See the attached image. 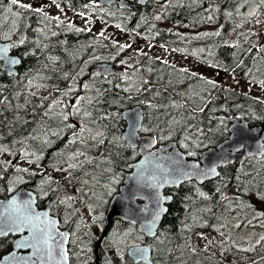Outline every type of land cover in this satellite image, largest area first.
I'll return each mask as SVG.
<instances>
[{
    "label": "trees",
    "instance_id": "16d2710c",
    "mask_svg": "<svg viewBox=\"0 0 264 264\" xmlns=\"http://www.w3.org/2000/svg\"><path fill=\"white\" fill-rule=\"evenodd\" d=\"M55 2L64 9L83 13L102 26L119 25L126 31L132 28L152 45L180 49L218 71L229 72L264 88L259 83L264 80V45L253 43L255 32L249 29L238 35L236 42H228L233 29L249 23L254 17L249 15L251 9L256 14L264 10L260 0H169L160 13L164 22L192 29L217 26L219 35L201 37L161 28L153 18L156 3L152 0L146 4L134 3L131 8L100 5L97 0ZM17 12L20 13L18 17L13 15ZM44 13L52 19H43L40 13L11 5L10 0H0V38L15 42L18 46L13 52L22 57L18 75L13 76L3 71L0 61V146L9 149L0 152V162H11L7 167L0 163V176L4 177L0 179V199L9 198L26 185L39 194L38 206H44L50 192L46 196L42 190L46 176L37 170L42 167L48 171L58 170L65 165L63 162H73L82 156H74L77 151L92 156L103 153L104 158L109 157L118 168H128V164L139 157V150L129 147L122 139L125 129L122 111L143 102H146L144 127L150 129L143 133L154 135L157 144L177 141L188 157L194 159L198 158L194 148L215 146L227 137L221 113L226 114V120L245 118L250 125L264 122V99L230 86L221 87L212 77L182 68L151 52L140 56L130 73L136 81L134 88L125 85L129 76L106 77L99 71H91L98 62L121 65L118 58L129 54L130 50L127 47L120 49L123 44L110 33L90 28L70 29L62 16L51 11ZM55 17H59V21ZM13 21L16 22L15 29ZM5 33L11 40L2 38ZM22 37L25 43L20 45ZM185 38L190 41L186 42ZM207 80L214 81L217 86L206 83ZM33 88L52 91L56 101L49 102L33 93ZM79 97L85 99H78L76 105ZM73 105L79 108L76 114L72 113ZM86 112L90 115L85 116ZM62 113L68 115L67 120H63ZM77 126L80 129L94 127L103 136L97 140L89 139L86 130L83 137L77 135L73 143V135L67 137L66 133ZM195 128L200 135L195 136ZM99 139L103 143H99ZM201 139L206 143L203 144ZM195 140L199 147L189 145ZM184 143L188 144L187 149L183 147ZM24 151L35 155L24 158ZM189 152L196 155L191 156ZM36 156L40 157L38 162ZM29 160L34 162L29 163ZM33 165L37 169L33 170ZM16 167L29 171L17 172ZM17 176L22 179L11 183ZM228 186L238 188L239 193L242 187L244 197L227 201ZM10 187L14 190L10 191ZM50 189L59 191L56 183L50 184ZM171 192L173 202L157 235L164 241L161 250L155 251L153 264H171L179 257L189 259L191 240L188 234L196 224L211 231H222L228 217L232 216L246 223L251 221L249 224L264 223V218L258 216L264 212V201L256 196L257 192H264V158L227 165L220 168V175L213 180L204 184L187 181ZM223 209L225 212L219 215ZM14 240L12 235L0 238V259L13 249ZM150 243L153 245L152 240ZM225 252L230 253L229 250ZM189 263L225 264V261L211 254ZM244 264H264V256Z\"/></svg>",
    "mask_w": 264,
    "mask_h": 264
},
{
    "label": "water",
    "instance_id": "95a60500",
    "mask_svg": "<svg viewBox=\"0 0 264 264\" xmlns=\"http://www.w3.org/2000/svg\"><path fill=\"white\" fill-rule=\"evenodd\" d=\"M100 5H113L119 3L123 7H131L132 2L135 0H98ZM142 4H146L148 0H137ZM155 2H163L164 0H154ZM132 32L130 28L129 33ZM134 41V38H133ZM11 41H2L0 38V48L11 44ZM9 56L12 58H18L21 62L18 65H8L3 58H0L2 63V69L9 76L18 75V68L22 64V57L13 52V48L9 50ZM93 69L100 70V72L106 76H124L125 70L114 66L108 62L97 63ZM11 73V74H10ZM142 105L126 108L122 111V116L125 120V129L122 133V139L129 143L127 135L129 132V126L136 122L144 124V109ZM138 117L142 119L138 120ZM242 127L244 134L242 136H235V129ZM141 131L137 132L132 138V143L136 148H139L141 156L139 159L134 161L131 171H120L119 176L124 179V184L121 186L120 191L114 195L109 205V221L111 223L113 218H120L122 220L134 223L138 226L139 231L153 236L148 233L144 227L149 224L153 218L154 212L157 211V197L161 198V202L166 212H161L160 218L156 221L155 233L161 226L165 215L169 211V205L173 201V195L171 193L165 194V190H172L180 187L187 181H196L199 184H204L210 180L217 178L220 175V168L230 164L237 163L238 165L245 163L247 159L252 157H263L264 156V123H259L254 126H250L246 119H239L233 117L229 126L230 136L226 140L218 144L217 147H209L199 152L200 159L189 158L176 141H170L166 144L155 146L151 144L152 140H156L154 136L146 134L141 135ZM198 164L201 168L216 167L219 175L210 176L208 178H198L196 175H192L191 178L182 176L183 172H192L191 165ZM141 165L144 168H141ZM146 177H150L153 174L161 177H168L169 182L160 183L159 187L152 185L151 181H145L139 178L141 172ZM231 190V188H230ZM60 194L53 192L46 200L45 207L39 208L37 205L38 195L34 189L28 186H22L16 190L9 198L0 199V219H6L11 209H6L8 202L15 198L19 203H23L26 200L32 199V207L38 213H48L51 219L57 221V231L61 232L57 218L52 216L51 208L59 200ZM167 198V199H164ZM107 228L106 232L110 227ZM63 233V232H61ZM67 234V233H65ZM13 235L15 240L13 242V249L5 254L0 259V264H14L11 260L13 254L17 257H31L30 260H26L25 264H33L36 261V257L33 256V249L31 248H16V242L28 237L29 231L25 229L22 232H9L7 235L0 234V238ZM69 237V235L67 234ZM58 239V238H57ZM55 243V241H54ZM147 250V264H152V250L149 246L140 247ZM65 249L68 252V238L65 241ZM129 255L139 261L137 256L132 254V249H129ZM39 264V262H37ZM68 264L69 254H68ZM98 264V263H97Z\"/></svg>",
    "mask_w": 264,
    "mask_h": 264
},
{
    "label": "rangeland",
    "instance_id": "374dc122",
    "mask_svg": "<svg viewBox=\"0 0 264 264\" xmlns=\"http://www.w3.org/2000/svg\"><path fill=\"white\" fill-rule=\"evenodd\" d=\"M27 4H30L33 7L43 8L44 11H51L56 15H60L63 17L66 25L70 27V29H95L103 32L110 33L113 35V38L117 41H120L123 45H131V47H127L130 50V53L122 56L121 59L118 58V61L121 62L119 67L127 70L126 77L129 76L128 82L125 85L129 88H134L136 86V81L134 79L133 74H130L134 71L136 63L139 62V57L144 54L146 51H150L153 54L163 58L164 60L173 62L178 64L182 68H188L197 73L203 74L205 76L212 77L217 83H220L221 87L230 86L236 90H240L242 92L254 95L261 99H264V88L259 85H254L247 80L237 78L233 76V74L229 72L218 71L216 68L210 66L209 64L198 61L195 57L189 55L188 53L180 50V49H167L165 47L156 46L150 44L145 38L138 36L132 30V35L134 36L135 42L132 41L131 35L128 31L117 27L116 25L111 26H102L90 17L86 15H80V13H76L75 11H71L68 9H64L62 7H57V3L52 0H20ZM169 0H164L163 2L156 3L153 9V18L157 22L160 27L172 28V25L165 23L160 13L165 7ZM98 2V0H97ZM255 10L251 9L250 12ZM256 13V11H255ZM159 16L160 19H156ZM174 29L180 30L185 35H194V36H204V33L208 32H217V26H204L199 29H192L188 26H180L175 27ZM253 30L255 32V38L253 39V43L257 46L264 45V10H259L256 15L251 19V21L247 24H240L239 27L233 29L228 35V42L234 43L237 41V36L245 33L247 30ZM185 41H190V38H185ZM206 53L202 54L205 55ZM86 73V72H84ZM33 93L40 95L47 99L49 102L56 101L55 95L52 91L42 90L39 88H33ZM78 98L76 99L77 105ZM225 121V122H224ZM223 124L226 127L229 125V120L223 118ZM80 126L68 131L66 136H72L74 133H79ZM198 128H195L197 130ZM89 131V139H93L92 137L96 135L99 131L94 127H87ZM200 135V133H197ZM97 140V139H93ZM197 141H193L189 143L190 146L197 145ZM201 142L205 144V140L201 139ZM209 147L203 149H196V151H202ZM76 153H82L85 155V152L77 151ZM109 158V157H108ZM112 159V158H111ZM71 160L65 161V165L59 167V170H46L45 167L39 168L37 171L42 176H46V178H51L52 183L53 180L62 179L67 184H71L74 182L75 176L71 175L72 180L69 182L66 177L69 173L72 174L73 168L65 167L67 164H71ZM37 169L36 166L33 165V170ZM66 170V171H65ZM50 183V184H52ZM44 184L42 186V190L47 194L49 185ZM225 210L219 211V215L223 214ZM226 217V216H224ZM197 222V221H196ZM239 224L240 227H236ZM226 228L222 231H211L207 229L204 225H195L193 230L188 237L191 240L189 250V255L193 256L194 259H198L199 257H203L205 255H217L218 257L224 258L225 264H244L247 263L257 257L264 256V241L260 240L261 236H264V223L258 222L249 224L248 222H244L241 219H237L232 216L225 223ZM259 225V226H258ZM251 249V250H248ZM226 250H229L230 253L226 254ZM194 261V260H193Z\"/></svg>",
    "mask_w": 264,
    "mask_h": 264
},
{
    "label": "flooded vegetation",
    "instance_id": "af4514ba",
    "mask_svg": "<svg viewBox=\"0 0 264 264\" xmlns=\"http://www.w3.org/2000/svg\"><path fill=\"white\" fill-rule=\"evenodd\" d=\"M222 117L226 118V116ZM228 127L229 125L226 129V138L229 137ZM224 139L218 141L216 146ZM134 161L128 164V168H118L107 157L104 158L103 153H95L94 156L85 153L70 164L74 165L71 175L78 174L75 176L74 182L67 184L62 179L53 180V183H56L59 188V191H56L60 194L58 201L65 197L72 198L66 204L57 201L52 207L51 213L58 219L60 231L69 235L70 264H147L145 260L136 261L129 255L131 245L149 246L153 258L155 251L161 250L160 245L164 239L157 238V235L160 228L164 226V220L155 236H149L139 231L136 224L120 218H113L111 223L109 221L110 202L124 184V179L119 176V173L122 170L131 171V164ZM66 167L69 165L67 164ZM113 179L116 180L115 183H112ZM54 191L51 189L50 193ZM166 193L172 192L166 191ZM240 197H244L242 187L241 193H239L238 188L228 186L225 193L227 201ZM109 223V230L105 234ZM129 230H131V234L125 236ZM113 240L115 243L112 242ZM150 240H152L153 245H151ZM121 253H123V258H121ZM193 260L192 255L187 260L179 257L173 259L171 264H190L189 262H193Z\"/></svg>",
    "mask_w": 264,
    "mask_h": 264
},
{
    "label": "snow or ice",
    "instance_id": "6c2138e0",
    "mask_svg": "<svg viewBox=\"0 0 264 264\" xmlns=\"http://www.w3.org/2000/svg\"><path fill=\"white\" fill-rule=\"evenodd\" d=\"M53 2H55V0H53ZM10 3L11 5H18L20 8L25 9V10H32L36 13H40L42 14L43 19H52L51 17H48L46 13H44V10L42 7L33 9L30 4L20 3V0H10ZM260 4L264 5V0H260ZM57 7H59L58 4H57ZM8 11L11 12V7H9ZM255 14H256L255 11L249 13L250 16L255 15ZM13 15L18 17L20 13L18 12L13 13ZM80 15H83V13H81ZM228 15L230 16L231 13H228ZM54 19L59 21V17H55ZM156 19H160V17L157 16ZM209 19H211V17H209ZM15 23L16 22L13 21L14 29H15ZM117 27H119V25H117ZM77 31H81V29H77ZM219 34L220 33L217 31L215 33H204L203 35L207 36V35H219ZM53 35H55V33H53ZM101 35H103V33H101ZM2 38L5 40H11V36L7 33H5ZM24 43H25V38L22 37L19 40V44L23 45ZM17 46L18 45L15 42H13L11 44H8L0 48V58H3L8 65H18L21 62L20 59L12 58L9 56V50ZM119 47L120 49H123L125 47H131V45H120ZM182 71H186V70H182ZM96 75H99V73H96ZM193 75H195V73H193ZM145 83H147V81H145ZM206 83L211 84L213 87L217 86L216 83L211 80H207ZM259 83L262 86H264V80L260 81ZM85 87H87V85H85ZM128 90L129 89H125V91H128ZM65 95H67V93H65ZM78 99L83 100L85 98L79 97ZM89 102H91L90 99H89ZM149 106L156 107L155 105H149ZM200 111H203V108H201ZM78 112H79V108L76 105H73L72 113L76 114ZM84 115L88 116L90 115V113L86 112L84 113ZM62 118L63 120H67L68 115L62 113ZM140 119H142V117H138V120ZM221 123H223V120H221ZM73 127L75 126L73 125ZM86 130H87L86 127H82L78 134L74 133L72 142L73 143L75 142L77 135H80L81 137H83V133ZM141 130L145 132L150 131V129L145 128L142 123L134 122L129 126V132L127 135V138L129 141L128 143L129 147L135 148V145L132 143V138L136 135L137 132ZM243 134H244V129L242 127L235 129V132H234L235 136L239 137V136H242ZM102 136H103V133H96V135L93 136L92 138L98 139V137H102ZM163 138L164 137H161V139ZM98 142L103 143V140L99 139ZM156 142H157L156 140H152L151 144H155ZM196 143H197V147H199L200 146L199 142H196ZM183 147L187 149L188 144L184 143ZM8 151L9 149L7 147L0 146V152H8ZM30 155H35V154H30L27 151H24L23 153L24 158H27ZM75 155H82V153H76L74 154V156ZM189 155L195 156L196 153L189 152ZM39 159H40L39 156L35 157V160L37 162L39 161ZM28 162L32 163L34 161L29 160ZM0 163H3L4 166L7 167L8 165H10L11 162L9 161V162H0ZM69 167L70 168L74 167V165H69ZM141 168L143 169L144 166L141 165ZM191 168L193 169L192 172H183L182 176L191 178L192 175H196L198 178L203 179V178H208L210 176L219 175L216 167L201 168L200 165L193 164L191 165ZM16 171L17 172H28L29 170L27 168L16 167ZM32 174L35 175V173H32ZM3 178H4L3 176H0V179H3ZM139 178L145 181H151L152 185L155 187H159L160 183L169 182L168 177L166 176L163 177V179H161V177L155 174H153L150 177H146L143 175V171L141 172ZM21 179L22 177L17 176L11 181V183L14 184L16 182H19ZM66 179L69 182H71L72 180L71 173L68 174ZM115 182L116 180L113 179L112 183H115ZM43 183L50 184L52 183V180L51 178H46L43 181ZM9 190L13 191L14 188L10 187ZM201 195H204V194L201 193ZM256 196L259 200L264 201V192H257ZM71 199H72L71 197H65L64 199L58 202L66 204ZM164 199H167V198H164ZM32 203H33L32 199L26 200L23 203H19L15 198H13L10 202H8L6 209H11L12 212L9 213L6 219H0V234L7 235L9 232H22L25 229H27L30 235L28 237H24L23 239L17 241L15 246L18 249L19 248L33 249V256L36 257V261H34L33 264H37V262H39V264H68V252L65 249V241L68 238L67 234L57 231V221L54 219H51L48 213L36 212L32 207ZM156 203H157V211L154 212L151 222L144 226L147 229L148 233L153 236L156 235L154 229L156 226V221L160 218L161 212L167 211V209L163 207L161 198L159 196L157 197ZM258 216L260 218H264V212L258 213ZM97 219H99V217H97ZM249 223H251V221H249ZM236 227H240V225L237 224ZM130 234H131V230H129L128 233H125V236H128ZM260 241H264V236H261L260 240L257 241V243H260ZM112 242L115 243V240H113ZM131 249H132V254L134 256H137L141 260L147 259L146 249H142L138 245H131ZM248 250H251V249H248ZM121 258H123V253H121ZM30 259L31 257H28V258L17 257L15 256V254H13V256L11 257V260L14 261V264H25V261L30 260Z\"/></svg>",
    "mask_w": 264,
    "mask_h": 264
},
{
    "label": "bare ground",
    "instance_id": "6f19581e",
    "mask_svg": "<svg viewBox=\"0 0 264 264\" xmlns=\"http://www.w3.org/2000/svg\"><path fill=\"white\" fill-rule=\"evenodd\" d=\"M142 104H138V105H142ZM135 106H137V105H135ZM143 109H144V115H146V110H145L146 109V105L143 106Z\"/></svg>",
    "mask_w": 264,
    "mask_h": 264
}]
</instances>
